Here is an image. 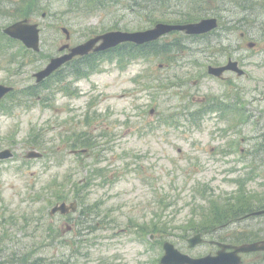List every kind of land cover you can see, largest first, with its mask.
<instances>
[{"label":"rangeland","instance_id":"obj_1","mask_svg":"<svg viewBox=\"0 0 264 264\" xmlns=\"http://www.w3.org/2000/svg\"><path fill=\"white\" fill-rule=\"evenodd\" d=\"M16 1L24 7L23 2H34ZM137 3L108 0L103 8L74 15L69 0H46L32 16L42 39L34 61H14L24 55L22 49L0 52V84L20 91L32 86L33 73L57 54L64 43L61 27L70 31L71 45H77L98 33L145 30L155 21L210 14L222 24L208 37L207 51L201 50L203 45H183L189 49L174 54L178 37H169L173 41L167 53L173 63L127 59L122 68L103 60L98 70L77 82L74 65H68L49 79L48 92L19 96L13 111L0 108V151L14 154L0 162V262L31 251L43 264H159L163 242L199 258L215 252L209 241L238 245L264 239V217L229 222L193 248L179 236L195 208H256L264 203V0H213L208 13L201 5L193 8L191 1L173 0L168 7ZM249 42L255 47L248 49ZM228 57L239 62L243 77L226 73L217 80L207 74L209 65H224ZM212 101L237 107L233 126L224 112L201 120L186 117L200 108L210 111ZM31 130L40 131L41 150L35 149L42 153L40 159L24 158ZM81 143L92 144L89 153L79 150ZM100 167L107 168L106 176ZM68 178L79 183L87 206L97 203L89 208L94 213L89 217L105 220L77 244L78 214L51 219L44 200L52 192L45 190L49 181ZM71 183L59 188L67 198H75ZM162 211L170 232L143 241L137 236L140 227H149ZM31 217L52 230L72 231L60 237L55 233L51 237L58 239L47 241L35 223L26 226ZM242 261L264 264V255H244Z\"/></svg>","mask_w":264,"mask_h":264},{"label":"water","instance_id":"obj_2","mask_svg":"<svg viewBox=\"0 0 264 264\" xmlns=\"http://www.w3.org/2000/svg\"><path fill=\"white\" fill-rule=\"evenodd\" d=\"M216 27L215 19L202 20L200 23L190 24L185 26H170L165 24H158L154 29L137 32V33H109L101 37H97L87 42L86 44L79 46L72 50L71 54L64 56L58 59L51 60L47 68L36 75L37 82H41L45 77L49 76L53 71L58 69L64 62L70 60L73 56H83L87 54L98 41H102L101 45L98 46L95 51H104L114 46H117L120 43L124 42H133L136 44H143L157 39L163 34H166L173 30L185 31L187 34H202L206 33ZM11 37L21 40L27 47L38 50V31L35 26H26L22 24H16L13 27L5 31ZM226 69H232L236 71L239 75L243 72L237 68L236 63H230L227 67L220 69L210 68L209 73L219 77L222 72ZM11 91V88L0 85V99L5 96L8 92ZM41 155L36 152H29L27 157H40ZM12 157V154L9 150H4L0 152V159H8ZM74 210L75 204H61L55 206L52 210V213L60 211V213L65 214L70 209ZM263 212L255 213V215L263 214ZM203 242L200 235L188 240L189 247L192 248ZM221 250L217 253L216 256H206L199 259H192L187 255L181 254L174 246L170 243H165L164 256L161 259V264H239L240 258L238 253H247L258 250H264V242L255 243L251 245H243L240 247L228 246L219 244ZM227 249H232V252H226Z\"/></svg>","mask_w":264,"mask_h":264},{"label":"trees","instance_id":"obj_3","mask_svg":"<svg viewBox=\"0 0 264 264\" xmlns=\"http://www.w3.org/2000/svg\"><path fill=\"white\" fill-rule=\"evenodd\" d=\"M213 1V0H210ZM209 11L206 10V13H208ZM193 18H188V21H194L192 20ZM178 44V43H177ZM157 45L154 43L153 45V52L150 51H144L142 49H130L129 51L124 53V50L122 51H118V52H110L106 57L108 59H111L112 56L114 54L119 55L120 57H130L131 59H136V58H143V57H147L150 54H159V53H165V45L158 47V48H154V46ZM59 82V81H58ZM30 87L28 90H23L22 94H26L27 96H36L37 94L35 92L31 91ZM38 133V132H37ZM34 137H36V133L34 131ZM38 136V135H37ZM37 137L35 139H33L34 143H31V145L35 146V147H39V142L36 143ZM75 149V147H73ZM100 172L104 171V176H106V172L105 169H101L100 168ZM94 172L100 173L99 171H96L95 169L93 170ZM92 171V173H93ZM101 174V173H100ZM92 175V174H91ZM71 183V179H67L64 183H60L58 180H51L46 184V188L45 190H52L49 198L47 199V201L52 204L53 202H61V201H66L67 197H65L64 195V191L62 192L61 190H59V188H66L68 184ZM72 185V190L74 191L75 194V199H77L78 204L81 207H94L95 204L93 205H86L84 202V199L86 197V195L84 194V196L81 198V192L79 189V183H71ZM87 185V184H85ZM88 186V185H87ZM87 186H85L87 188ZM44 192H42V198H43ZM74 199V198H73ZM210 202V201H209ZM171 207H163L162 210H168ZM257 207H198L194 209V214H192V218L187 222V224L183 227H180L181 232L182 233L180 236L181 240L183 239V241H185L188 237V235H194L197 233H200L203 236H209L212 235L214 232V230L216 228H223L221 226L225 225L227 223H231V222H235L236 220H238L239 218L241 219L242 217H244L245 215L253 212L254 210H256ZM88 210V209H86ZM197 210H199L198 212H196ZM216 210V211H215ZM213 212L216 213V215H213ZM83 216L86 217V214H84V212L82 213ZM163 216H164V212L162 211L160 214L157 215V218L155 219L156 221L151 222V224L149 225V227L147 225H144L143 227H140V233H138V237H142V238H146L149 234H160V236H162V234H166L167 232H170L169 229V225L167 223H165V221H163ZM94 221V219H90V222H84V219L81 221V231L84 232L85 229H93L92 227H94L95 225L91 222ZM102 222H105V220H100L99 224H102ZM156 222V223H155ZM206 222H210V223H206ZM213 222V223H212ZM212 223V224H211ZM96 224V223H95ZM175 229V228H174ZM81 232V233H82ZM22 258V257H21ZM16 260V259H15ZM19 260V264H43L41 262H43V259L40 258H36L33 259V262L29 263V259L23 258V259H18ZM11 264H13V260L10 261ZM3 264V263H2Z\"/></svg>","mask_w":264,"mask_h":264},{"label":"flooded vegetation","instance_id":"obj_4","mask_svg":"<svg viewBox=\"0 0 264 264\" xmlns=\"http://www.w3.org/2000/svg\"><path fill=\"white\" fill-rule=\"evenodd\" d=\"M21 8L22 7L19 6V2L16 0H0V22L2 19H6L5 25L2 22L0 23V34L3 33V29L5 27H8L9 25L15 23L16 21H18L20 18H22L24 16V13H23ZM31 15H33L32 9L29 10L28 16L26 18H22L21 20L31 21V19H30ZM62 45H65V44L63 43ZM2 46L12 47L11 50H13L15 47L14 44H12V43H6L4 45L0 44V48ZM67 52H68V49L65 50L64 52H61V54H64ZM258 147H260V149H261L262 146L260 145ZM262 150H263V148H262ZM241 152H243L242 149H241ZM257 207H264V203H263V205L260 204Z\"/></svg>","mask_w":264,"mask_h":264}]
</instances>
